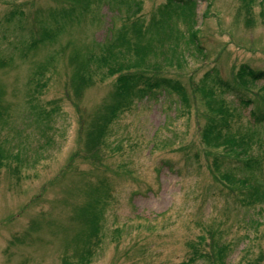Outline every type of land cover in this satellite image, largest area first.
<instances>
[{
    "label": "rangeland",
    "instance_id": "rangeland-1",
    "mask_svg": "<svg viewBox=\"0 0 264 264\" xmlns=\"http://www.w3.org/2000/svg\"><path fill=\"white\" fill-rule=\"evenodd\" d=\"M253 1L0 0V264H264ZM138 70L184 96L121 92Z\"/></svg>",
    "mask_w": 264,
    "mask_h": 264
},
{
    "label": "trees",
    "instance_id": "trees-1",
    "mask_svg": "<svg viewBox=\"0 0 264 264\" xmlns=\"http://www.w3.org/2000/svg\"><path fill=\"white\" fill-rule=\"evenodd\" d=\"M252 2L254 3L253 0H247L248 8H250V6L252 7L251 5ZM260 2H261L260 5L263 6L262 12H260V15L263 17L264 16V0H260ZM193 6H194V0H169V3L166 5L165 8H168L169 10H173V11L175 10L191 11ZM35 44L36 42L33 39L29 44L30 48H34L36 46ZM133 66L135 65L131 64L130 67H133ZM130 67H127V68H130ZM138 71H134L137 73L127 72V74L118 76L117 84H118V89L121 92L124 93V92L129 91L131 93V96H134L138 99L145 98L147 97V95L153 92H157V91L159 92L169 91V92L174 93L177 96H184L185 89L182 86V84H180L179 81L172 79V78L165 77V76L163 77L158 76L154 78V77H150L148 75L142 74L143 72L141 71H144V70H138ZM241 71L249 78L248 81L250 82H257V81L264 82V71L262 70H253L245 66H241ZM215 80H216V84L218 87H222V86L228 87L229 90L235 89L232 86L224 85V81H222L221 79H215ZM232 92L234 93L236 91L232 90ZM240 101L242 103L244 102L247 103V101H243V98H241ZM262 113L264 114V111H262ZM253 115L255 116V114ZM256 117L259 118L258 115H256ZM249 163H251L250 166H249ZM247 164L248 165H246V170L250 168L251 173L252 171L256 169H259L261 166V163L256 162L254 160L249 161ZM227 180H230V179L228 178ZM247 187L250 192L252 191L255 194H258L259 195L258 197L264 198V191H262L261 186H259L256 183L255 177H252V183H250V185H247ZM198 239H200L203 242L205 238L201 236ZM222 247L223 246H221V248ZM190 248L192 249L193 254L191 258L188 259L189 262L187 264H192L197 259L205 257L204 255L198 253L197 249H195L194 247V243L190 244ZM218 254L220 257V253ZM222 254H221V257H222ZM179 264H184V263H179Z\"/></svg>",
    "mask_w": 264,
    "mask_h": 264
}]
</instances>
